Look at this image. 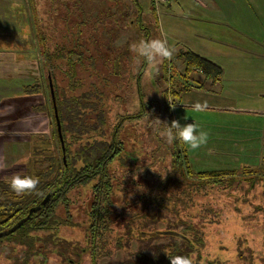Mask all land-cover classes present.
<instances>
[{
  "label": "flooded vegetation",
  "instance_id": "1",
  "mask_svg": "<svg viewBox=\"0 0 264 264\" xmlns=\"http://www.w3.org/2000/svg\"><path fill=\"white\" fill-rule=\"evenodd\" d=\"M74 1L69 4L65 0H58L55 3L56 6L52 8H48L47 2L44 0H35V4H29L28 18L31 22H34L31 18L32 8L33 12L37 11V5L43 11L39 25L34 24L32 27L33 32L36 31L37 34L41 36V43L38 42L41 49L39 51L38 45H33V49L29 48L27 51L34 55L24 59L27 60L25 70L27 76L33 80L32 84L37 82H43L45 85L50 84L53 91L54 80L60 85L65 84L68 77L65 76L64 72L69 68L68 58L71 55L70 51L75 49L77 42L80 41L90 46L93 29L98 27L100 32L109 31V29L103 30L102 21L99 23L102 12L108 7L106 0H102V2H97L96 0ZM85 1L88 3V9L86 8ZM141 1L144 3L145 7L147 3L145 2L146 0ZM149 3L150 7L146 8V10L143 8L142 11V14L144 12H150L151 24L149 25V33L146 39H162L159 32L156 33L153 31V28L156 29L157 23H159L156 10L157 7L154 1L152 2L151 0ZM48 13L53 16L50 17ZM103 14L105 17V13ZM42 31L44 35H42ZM144 31L145 28L142 27L140 29L132 28L129 32V27L123 26L118 30V37L115 39L114 44L122 48L123 44L129 43L131 39H133L132 42H137L142 38L144 39ZM56 32L58 36H55ZM53 38H61L62 43H53V45H50ZM69 38H73L72 42L66 40ZM45 40H48L47 44H44ZM128 52V50H117L115 54H128ZM85 54L87 58L91 55L88 51H86ZM133 56L134 54L131 53V57H123L127 60L123 61V70L119 77L110 75L109 83L111 88H108L107 95L109 98L112 89L118 87V84H120L122 95L125 97V100H129L130 94H134L137 101L140 103L141 110L140 112L130 115H119L117 121L112 123L110 119L112 116L110 112L111 108L108 106L107 98L105 105L108 113L106 114V125H108H105L106 129L105 127L99 126V129L95 132L96 137L101 143L96 152L93 153L94 157L90 160H87L85 155H78L77 153V156L74 158L68 157L64 140V128L66 129L67 137L71 138V135H73V137L76 138V142H85L86 139L92 137L90 134L85 133L82 127V121L80 120L81 118L74 119L70 122L63 121V113L59 112L55 91L53 92V96L50 93V97L47 96L49 102L53 103V113L55 114L53 133L56 136L54 140H58L56 143H61L62 145L60 146L62 147L61 162L63 164L58 167V182L56 185L58 193H56L53 181H50L48 186L54 189L55 193L53 196L46 195V192H36L33 202L28 208L23 210L20 217L18 219H13L9 225L3 228L0 232V264H128V260L137 264H146L149 261L138 263L137 254L145 251L148 255L153 256L154 253L150 248H155L160 243L166 241L164 238H157L152 241L150 245L143 244L137 232L139 223L137 225H131V222H129L125 225L119 222L120 218H126L123 213L127 212L130 214L134 213V215H132L133 219L137 218V221L140 220V223H142L143 217H139L138 200L147 194V191L143 189V184L145 182L141 180L140 175L142 174H134L135 172L132 171L133 167L140 161L138 150L140 146L139 143H141L140 138L144 133H140L138 130L135 133L133 130L131 131L133 136L129 138V128L133 125L131 123L129 124L132 126L129 124L125 125V122L133 118L141 120L149 113L156 114V107H158L159 104H163L167 116V123L171 124L175 119L169 100L173 105H176L173 95L179 92V90H185L187 79L185 74L182 75L180 73L181 71H178L180 65L175 66L171 63L172 67L170 65L167 72L164 73L160 63L157 67L147 70V74L155 72V75L152 76L150 80L149 76L146 74V65L133 59ZM77 58L78 56L76 54L72 55L73 60ZM90 62V60H87L85 65L81 66V68L87 67ZM12 64H22L24 66V61L17 58L14 54ZM45 64L52 66L56 71V75L51 72L50 74L49 72L47 73L46 70H48L49 67L46 68ZM98 67L102 69V73L105 75L108 74L110 70L114 69L112 64L103 67L100 63ZM141 68H143V74H141L139 86L133 75L136 76L138 70ZM158 69H160V71H158ZM82 74L83 73H80V75ZM30 75H32V77H30ZM159 75H161V78L168 85V87L163 90L167 93L163 91L160 92L159 95L155 93L154 103L152 101L153 99L146 101V83H150V85L153 86L154 80L158 81ZM11 77L13 78V76ZM95 77L93 79H86V81L90 82L96 80ZM61 91L65 90L62 88ZM114 94H117V90L114 91ZM44 97L45 96H43V98ZM177 105L180 106V104ZM49 117L51 118L50 115ZM93 121L96 122L95 119ZM63 123H66V126H63ZM58 128L61 130V134ZM36 133L42 134V132ZM99 133H101L100 136H98ZM128 140H131L132 147L130 148L127 147ZM104 142L108 143V145ZM47 145L48 147H45L46 153H48L47 149L49 148L48 143ZM44 146L45 144L43 148ZM184 148L187 153V151H189L188 147ZM184 148H181L179 142H177V145L171 149V154L167 158V167L169 166L168 160L170 159L172 162L168 177L170 179L175 175L174 165L178 159V155H181L183 151H185ZM181 151L182 153L180 154ZM187 155L193 171L196 173L207 171H221V173L232 171L233 173L231 175L221 176V181L210 182L206 179L200 180L197 174H187L186 172V174H184L179 172L184 176V179L188 178L189 180L196 181L198 184L207 183L211 186L218 187H228L231 185H240L242 183H248L251 186H260L264 184V166L262 165L250 164L247 160H244L241 165H236L234 169L216 168L196 171L193 167L190 154L187 153ZM37 164L38 163H35V165ZM41 165L45 166L47 169L51 165V162L45 158L42 160ZM43 166L41 167L43 168ZM239 166H241L242 169H240ZM26 168L25 165V169ZM5 176L7 175H4V177ZM181 181H184L182 177ZM55 195H57V197L54 198ZM165 200L166 198L161 200L160 196L154 198V201L158 204V209H161L160 206L162 204L163 207H166ZM245 205L246 202H241L239 200V205H235L236 207L232 212L231 220H235L240 224L239 220H242L243 217L240 216L238 218V209ZM48 206H50V208L44 210ZM148 207L149 203L146 205L147 209ZM142 208L145 209L143 205H141L140 210ZM221 208H223V206ZM51 212L53 215H51ZM147 212L150 213L148 210ZM164 218L165 217H162L161 219ZM237 218L239 220H237ZM224 222H226L225 218H217L213 222L216 224L214 225L216 230H214L215 235L211 236L210 240L214 239L220 243L224 227H229V225H223ZM168 226L171 228H168ZM186 226L187 225L183 224L165 225L164 228H160L159 225H156L158 231L150 232L149 230L148 232L152 236L162 234L184 237L182 231H184V227ZM153 228L154 227H152V229ZM196 228L199 229L198 227ZM199 230L202 231L201 229ZM171 231L175 232V234L169 233ZM202 232L205 244L203 247L199 244V252L206 246L205 234L204 231ZM132 233L136 235L133 236ZM186 233L190 236L191 230H187ZM21 237L23 238L20 239ZM161 239L164 240L159 241ZM227 243L228 241L225 240V244ZM232 243L235 244V241ZM220 245L222 244H219V246ZM132 247L136 249L133 250L131 249ZM222 248H224V246H222ZM234 250L236 255L238 250L236 248ZM116 253H123L124 258L116 259L114 257ZM208 253L207 248L206 255L197 257L192 254L191 259L193 264H199L201 262L212 264L211 261H209L210 258H208ZM212 261L216 264L214 259Z\"/></svg>",
  "mask_w": 264,
  "mask_h": 264
},
{
  "label": "rangeland",
  "instance_id": "2",
  "mask_svg": "<svg viewBox=\"0 0 264 264\" xmlns=\"http://www.w3.org/2000/svg\"><path fill=\"white\" fill-rule=\"evenodd\" d=\"M1 1L0 57L10 58L12 57V53L15 51L17 53L16 57L24 61V66L22 64H16L14 65L15 68L14 66H11V63L10 73L8 67L5 69V71L3 67L0 66V98L2 100L6 93H13L10 95L9 98L5 97V100H7L12 105V107H14L13 111L15 110L14 112H11V115L9 117L15 115L14 117H12V119L16 117V121L18 122L16 125V127L18 128H16L12 132L11 128H8L9 119L6 118L7 113L3 114V111L0 115V121H2L1 128L4 129V132H2L1 134L3 136L4 141H1L0 144L2 142H5V144H1L0 151L2 153H6V151L9 150L12 155L11 156L9 154L11 164L9 162L7 164L8 158H6V155L4 153H1L0 155V163L3 164V162L6 161L4 165H1V168L5 170L0 172V177H3V179L6 181L10 179L13 174H26V171L22 168V165L25 163L26 165L33 163V161H31L34 160V154L32 150H38V148L42 147L43 144H45L44 147L47 146V143L50 141V135L54 132V125L52 119L49 117L46 111H36L34 109L35 105L41 106L44 105V103L48 104L42 95H29L28 92L21 93L22 91H24V89H26V86L33 85V80L27 76L25 70L27 60L24 59L28 58L27 55L29 52L27 50L30 48V46H28V42H30L34 46H36L37 44L38 49L40 51L41 48L38 42L41 43V36L37 34L36 31H34L32 37L29 38L28 42L27 38L15 36L19 35L20 31L22 32L25 28L28 29L30 32L34 24L39 25V21L42 18L43 11L36 5L37 11L33 12V8L31 7V18L34 20V22H31L27 16L25 17L23 12L29 10V6H26L27 3L35 4V0H17L16 3L20 4L21 7L16 8V10L21 12V14H18L17 12L15 16L11 12H9L8 6L6 7L4 4L1 3ZM44 1L47 2L48 8H52L56 6L55 3L58 0ZM65 1L71 4L74 0ZM96 1L102 2V0ZM179 1L180 0H173V3ZM9 2L11 3L12 0H10ZM149 2L150 0H148V3L145 4L146 8L150 7ZM168 2L169 1L161 2L160 4H162L163 6H167L166 4H168ZM184 4L186 6L189 5L193 8H197L196 0H186ZM85 5L87 8V1H85ZM168 11H170L169 7L162 8L160 18H164L165 13ZM49 16L52 17L53 15ZM197 25H199V23ZM14 27L18 28V30L20 31H14ZM160 31L161 27L159 22L157 23L155 32L161 33ZM24 33L26 35H29L28 32ZM41 33L42 35H44L43 31ZM55 36H58L57 32ZM72 39L73 38H69L66 40L72 42ZM48 40H45L44 44H47ZM53 43L61 44L62 40L61 38H53L52 42H50V45H53ZM4 61H11V59H4ZM170 61L173 64H176L177 66L180 65V68L182 67V71L183 67H186L185 64L183 65V61L176 55H174ZM179 61L181 64L179 63ZM160 69H158V71H160ZM192 70L194 69L191 68L190 72L193 73ZM185 73L188 74L186 77V79H188L189 71H186ZM154 75L155 72H153L152 74H147L150 80ZM11 76H13V78ZM30 77H32V75H30ZM154 81L155 82L153 86H151L150 83H146L145 86V100L147 101L153 99V103L155 101V93L156 95H159L160 92H162L168 87L167 83L161 78V75H159L158 81ZM191 81L195 85H200L201 83V81L196 80L192 77ZM188 88V86L185 87V89ZM116 90L117 94L115 95L114 91ZM179 94H181V97H173V99L176 101V104L187 105L195 104L196 102H205L201 100L198 94H191L190 96H186L183 94L182 90H179ZM129 98V100H125V97L122 95V89L120 88V84H118V87L112 89L111 94L108 98V106L111 108L110 112L112 114V116L110 117L112 123L117 121L119 115L123 116L125 114L130 115L132 113L140 112L141 107L140 103L137 101L136 96L134 94H130ZM174 112L177 120L181 123V125L195 123V121H197L200 117L199 113L194 112L191 107L182 108L179 110V112L176 109L175 111L173 110V113ZM26 113V119H22L23 114ZM155 113L156 114L149 113L146 115L145 118L141 120H136L137 118H133L125 122V125L131 123L134 126L133 127L131 124H129L130 126H132L130 128L128 127L129 138H132L133 134L131 133V131L133 130L135 131V133L137 130L140 133H144V135L140 138L141 143H139L140 146L138 150V156L140 161L133 167L132 170L133 172H135L134 174H142L140 175L141 180L145 182L143 184V189L147 191V194L138 200L139 213H142L144 215L147 210L152 214L157 213L158 204L156 203V201H154V198H156L157 196H160L161 200L166 198V207H163V204L160 206L165 218L159 220L156 225H159L160 228H164L165 225H182L183 223L185 225H195L196 227L204 231L206 246L199 253L194 254V256L199 257L200 255H206L208 248V258H210L209 261H211L212 264H215V262L212 261L213 259L216 261V264H264V184L260 186H251L248 183H242L240 185H231L228 187L211 186L207 183L198 184L196 181L189 180L188 178L184 179V176H182L179 171H175L176 173L174 172L175 175L172 179L168 178L169 169L172 166V162L169 159V166L167 167V158L171 154V149L177 145V142L174 141L172 144L167 143L166 139L162 138L159 135V132L157 130H154V128L152 127V119H156L157 117L162 121V123L160 124L161 130L167 126V116L163 104H159V106L156 107ZM222 114L223 113L214 112L212 117L209 118L218 119L222 117ZM239 129L247 130V128L243 126H239ZM36 132H42V134ZM39 134H41V137L38 136ZM2 136L0 138H2ZM227 139L231 140L233 139V136L221 140V142L224 143V146H222L224 151L230 150L229 148H226V145L230 143L227 142ZM20 140H25L23 144V149H20L16 152V150L12 147H17L20 144ZM255 141L256 142L254 143L256 144L264 143V130H261L260 134L258 135ZM27 142L29 146L27 145ZM245 142H252L248 135H246V139L244 142L240 143L239 141L240 146H244ZM179 145L181 146V148L183 147V144L179 143ZM127 147H132L131 140H128ZM241 147L233 151L237 157L235 162L234 160H232L233 158L220 156V158L224 162L231 161L229 165H224L216 162L214 159V155L210 153L208 154V152H206L202 160L198 157V154H196L195 156H191L193 167L196 171L216 168L229 169L235 167L234 164L241 165L244 160H247L248 162H250V164H256V162H258L257 164L259 165L264 162V158L262 160V157H264L263 148L258 147L257 145H252L248 146L246 150ZM207 150L211 151L209 147H207ZM196 151H198V149H196ZM181 153L182 152H180V154ZM187 153H189V151H187ZM19 154H23L22 159L21 157L19 158ZM16 157L17 162L13 165V161L11 160H15ZM239 167L240 169H242L241 166ZM4 175L7 176L4 177ZM180 176L183 178L184 181H181ZM239 200L241 202H246L245 206L238 209V218L240 216L243 217L242 220H239L237 218V220L240 221L241 225L235 220H231V216L229 217V215L235 209V205H239ZM148 203L149 207L147 209L146 205ZM141 205H143L145 209L142 208L140 210ZM222 206L223 208H221ZM123 215H125L126 218H120V223H124L125 225H127V223L129 222H131V225H137L138 223H140V220L137 221V218L133 219L132 215H134V213L130 214L124 212ZM217 218H225L226 222H224L223 225H229V227H224L220 243L214 239L210 240V237L215 235L214 230L216 229L214 228V225L216 224H214L213 222ZM239 225L241 226V229ZM163 240L164 239H161L159 241ZM225 240L228 241L227 244H225ZM234 241L235 244L232 243ZM218 243L222 245L219 246ZM222 246H224V248H222ZM235 248L238 250L236 255L234 250ZM131 249L134 250L136 248L132 247ZM114 257L116 259H123L124 254L116 253ZM206 263L207 262H201L199 264Z\"/></svg>",
  "mask_w": 264,
  "mask_h": 264
},
{
  "label": "crops",
  "instance_id": "3",
  "mask_svg": "<svg viewBox=\"0 0 264 264\" xmlns=\"http://www.w3.org/2000/svg\"><path fill=\"white\" fill-rule=\"evenodd\" d=\"M9 1L4 0L1 3L6 7L8 6L9 12L14 16L17 12L21 14V12L11 7L12 3H16L17 0H12L11 3ZM185 1L180 0L176 3L170 1L166 4L167 6L156 5L161 27L160 37L167 40L169 47L174 50L173 56L178 57L181 50H191L202 57L210 59L223 69L222 76L217 82H213L197 69L192 70L193 73L189 72V78L187 79L189 80L187 82L189 88L185 89L183 94L186 96L198 94L202 101L207 102V110L199 113L200 117L196 122L200 128L210 133L208 144L199 148L198 151L188 148L189 154L190 156L198 154V157L202 160L208 152V154L214 155L216 162L229 165L231 161L224 162L220 156L233 158L232 160L235 162L237 157L233 151L241 147L240 143L245 141L246 135L249 136L252 142L243 143L244 146L241 148L247 150L248 146L257 145L264 149V143H254L261 130H264V0H196L197 8L186 6ZM145 2L148 3V0ZM26 6H29V3ZM167 7L170 8V11L166 12L164 18L161 19V10ZM23 13L25 17H28L29 10ZM145 14V21L150 23V12ZM198 23L199 25H197ZM13 30L17 31L18 28L14 27ZM24 32H28L29 35ZM32 32L33 29L29 32L25 28L22 32L20 31L19 35L15 36L31 38ZM14 54L17 53L14 51L10 58L0 57V66L4 70L8 67L9 73L11 66H14L11 64L13 63ZM33 55L29 52L27 56ZM4 59H11V61H4ZM185 69L186 67H183L182 71L181 67L178 71L183 74L186 72ZM187 75L185 73V77ZM190 76L201 81L200 85H195ZM11 94L13 93H6L2 100L0 98V115L3 111V114L7 113L8 128H11L13 132L18 128L16 127L18 122L16 117L12 119L15 115L9 117L11 112L15 110L13 111L14 107L5 100V97L9 98ZM192 105H177L174 111L177 109L179 112L182 108H192ZM214 112L223 113L222 117L218 119L209 118L212 117ZM26 115L27 113L23 114L22 119H26ZM173 115L177 120L175 112ZM1 122L0 137L4 132V129L1 128ZM239 126L246 127L247 130H241ZM230 136H233V139H227V142L230 143L226 145V148L230 150L224 151L222 148L224 143L221 140ZM1 141H4L3 136L0 138ZM24 141L20 140V144L12 148L16 152L23 149ZM3 143L5 144V142L1 144ZM27 145L29 146L28 142ZM183 146L187 147L186 145ZM207 147L211 151L207 150ZM1 153L0 151V155ZM3 153L8 158L7 164L8 162L11 164L10 151L7 150L6 153ZM22 156L23 154H19V158L22 159ZM11 161L14 165L17 162V157ZM5 163L6 161L3 164L0 163V172L5 170L1 168V165ZM257 163L256 165H259ZM234 165L236 166V164ZM261 165L263 166L264 162Z\"/></svg>",
  "mask_w": 264,
  "mask_h": 264
},
{
  "label": "trees",
  "instance_id": "4",
  "mask_svg": "<svg viewBox=\"0 0 264 264\" xmlns=\"http://www.w3.org/2000/svg\"><path fill=\"white\" fill-rule=\"evenodd\" d=\"M106 1L108 3V7L106 8L107 11L105 10L102 12L101 17L99 18V23L102 21L101 23L103 24V30L109 29V31L100 32V29L98 27L93 29L91 33L92 41L90 46L86 43L78 41L75 49L70 51L71 55L68 58L69 68L64 72L65 76L68 77V79L66 80L67 82L60 85L57 81L54 80V91L57 98V106L59 107V112L63 113V121L70 122L74 119L81 118L80 120L82 121V127L85 133L90 134V136L92 137L86 139L85 142H76V138L73 137V135H71V138L67 137V132L64 128V140L67 150L66 153L70 158H74L75 156H77V153L78 155H85L86 159L90 160L92 157H94L93 153L96 152L101 143V141H99V139L96 137L95 132L99 129V126L105 127L106 125V114L108 113L105 104L108 98V88H111L109 77L110 75L113 77H119L121 71L123 70V61L127 60L123 57H131L129 45L135 42H132L133 39H131L129 43L123 44L122 48L116 46L114 44V41L118 37V30L123 26L129 27V32L132 28L140 29L144 27V39L147 38L149 33V25L151 23H147L145 21L146 14L145 12L142 14V11L143 8H145L146 10V7H144V3L141 0ZM153 1L156 6L157 1L152 0V2ZM168 1L170 2L173 0ZM103 13H105V17ZM153 31H155L154 28ZM28 41L29 38H27V42ZM28 46H30V49H33V45L30 42H28ZM117 50H128L129 52L128 54L121 53V55H116L115 52ZM86 51L91 53L88 58L85 54ZM73 54H76L78 56L76 60L72 59ZM178 57L184 62L186 66L185 70L187 72H190L191 68L197 69L205 74L206 77L211 79L213 82H217L222 76L223 69L219 65L191 50H181ZM132 58L138 62H142L143 65L145 64L142 60H138L134 56ZM87 60L91 61L90 64L85 68H81V66L85 65ZM100 63L103 67L107 66L108 64H112L114 69L110 70V72L105 75L102 73V69L98 67ZM171 63L172 62L168 60H165L161 63L164 73L167 72L168 67L171 65ZM45 67H49L48 70H46L47 73L49 72L50 74L51 72L56 75V71L52 66L45 64ZM80 73L83 74L80 75ZM141 74H143V68L138 70L136 76L133 75L139 86L141 81ZM94 77L96 78V80H92L90 82L86 81V79H93ZM187 82H189V80H187ZM62 88L65 91H61ZM25 92H28L29 95L40 94L42 96H45V101L48 104L44 103V105L41 106L35 105L34 109L36 111H46V113L51 116L54 124L55 114L53 113V103L49 102V100L47 99V96L50 97L49 93L52 95L50 84L45 85L43 82H37L32 86H26V89H24V91H22L21 93ZM163 92L167 93L165 91ZM173 96L177 98L181 97V94L177 92ZM94 119L96 122L93 121ZM63 126H66V123H63ZM100 135L101 133H99L98 136ZM38 136L41 137V134H39ZM55 136L56 135H54L53 133V135L50 137V141L48 142L49 148L47 149L48 153H46V148L48 147V145L46 146V148H43V146L39 147L36 151L33 148L34 150H32V152L34 154V160H31L33 161V163H28L29 165H26L25 163L22 165L23 169H25V165L27 167L25 169V175L32 174V176L39 178L40 183L37 186L36 192H46V195L51 196H53L55 192L54 189H51L48 186V183L50 181H53L56 193H58V190L56 189V185L58 182V167L59 165L63 164L61 162L62 145L60 143V140V144L56 143V141L58 142V140H54ZM104 143L108 145V143ZM45 158L49 162H51V165L47 169L45 168V166L41 165L42 160H44ZM177 158L178 159L176 160V163L174 165L176 172L179 171L184 174H197L200 180L206 179L210 182L221 181V176L231 175L233 173L232 171H225L222 173L221 171H207L196 173L193 171V168L189 162L186 150L183 151L181 155H178ZM35 163L38 164L35 165ZM41 166H43V168ZM36 192L17 196L10 189L8 183H6L5 180L0 177V232L3 230V228H5V226L9 225V223L13 219H18L20 217L23 210L28 208L29 205L33 202ZM55 197H57V195H55L54 198ZM49 208L50 206L46 207L44 210H47ZM51 215H53L52 212ZM230 216H232V213L229 215V217ZM140 217H143V221L142 223L138 224L139 228L137 229V232L138 237L143 244L150 245L151 242L157 238H164L166 239V241L160 243L155 248H150V250L154 253L153 256L148 255L145 251L139 252L137 254L138 263L149 261L146 264H170L169 256L185 255L191 258L192 254L199 253V244L201 245V247H203L205 244L203 232L197 229L194 225H187L186 227H184V231H182L184 237L162 234H156L154 236L150 235L148 231H158V229L156 228V223L161 220L162 217H165L161 209H158V212L154 214L145 212V214L143 215L141 213ZM152 227L154 228L152 229ZM168 228L171 227L168 226ZM187 230H191L190 236L187 235ZM132 235L135 236L136 234L132 233ZM22 238L23 237H21L20 239ZM127 263L137 264L135 262H131L130 260H128Z\"/></svg>",
  "mask_w": 264,
  "mask_h": 264
},
{
  "label": "clouds",
  "instance_id": "5",
  "mask_svg": "<svg viewBox=\"0 0 264 264\" xmlns=\"http://www.w3.org/2000/svg\"><path fill=\"white\" fill-rule=\"evenodd\" d=\"M13 9L21 7L18 3H12ZM129 51L134 54L138 60H142L147 70L157 67L165 60L170 61L173 57L174 50L169 47L167 40L160 38L140 39L129 45ZM168 98V97H167ZM169 100V99H168ZM172 109L173 105L169 100ZM207 102H196L192 105L194 112L200 113L207 110ZM162 121L157 117L152 119V127L159 132V135L166 139V142L172 144L174 141L186 145L190 150H196L206 146L209 141L210 133L199 127L197 122L181 125L178 120H173L171 124L166 123V127L160 129ZM10 189L17 195L31 194L37 191L40 181L38 177L32 175L13 174L12 177L5 181ZM170 264H193L192 259L185 255L169 256Z\"/></svg>",
  "mask_w": 264,
  "mask_h": 264
},
{
  "label": "water",
  "instance_id": "6",
  "mask_svg": "<svg viewBox=\"0 0 264 264\" xmlns=\"http://www.w3.org/2000/svg\"><path fill=\"white\" fill-rule=\"evenodd\" d=\"M51 92H52V96H53V90H52V87H51ZM58 131H59V133L61 134V130L58 128ZM169 233H171V234H175V232H173V231H171V232H169Z\"/></svg>",
  "mask_w": 264,
  "mask_h": 264
},
{
  "label": "built area",
  "instance_id": "7",
  "mask_svg": "<svg viewBox=\"0 0 264 264\" xmlns=\"http://www.w3.org/2000/svg\"><path fill=\"white\" fill-rule=\"evenodd\" d=\"M158 3L157 4H160L161 2H167L168 0H157Z\"/></svg>",
  "mask_w": 264,
  "mask_h": 264
}]
</instances>
